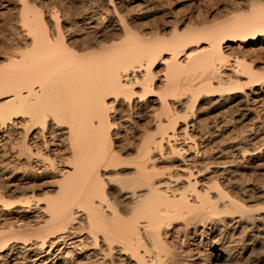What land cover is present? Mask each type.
<instances>
[{"label": "bare ground", "instance_id": "obj_1", "mask_svg": "<svg viewBox=\"0 0 264 264\" xmlns=\"http://www.w3.org/2000/svg\"><path fill=\"white\" fill-rule=\"evenodd\" d=\"M5 4L0 264H264V0Z\"/></svg>", "mask_w": 264, "mask_h": 264}, {"label": "rangeland", "instance_id": "obj_2", "mask_svg": "<svg viewBox=\"0 0 264 264\" xmlns=\"http://www.w3.org/2000/svg\"><path fill=\"white\" fill-rule=\"evenodd\" d=\"M128 1H131V2H133V3H136V5H137V0H128ZM171 2H172V4L174 3V6H175V9L177 10V9H179V10H177V12L179 11L181 14H185V15H187L188 14V12H190V8L188 7L189 6V2H190V0H182L180 3H176L175 2V0L173 1V0H171ZM139 4V3H138ZM129 5H132V6H129V7H127V11L128 12H131V7H135L136 5L135 4H129ZM5 6V7H4ZM2 7V8H1ZM9 7V8H8ZM133 7V8H134ZM139 7H142L141 5L140 6H138V8ZM137 7H135L134 9H136ZM7 9H10V10H7ZM15 8L13 7V6H11V5H0V19H3V18H5V16H6V18H13L15 15V13H16V11L14 10ZM123 9V8H122ZM124 10H126V6L124 7ZM124 10H122L123 12H125V13H127V14H129L127 11H124ZM13 11V12H12ZM8 12V13H7ZM6 14V15H5ZM127 14H123L125 17L127 16ZM8 15V16H7ZM10 16V17H9ZM3 17V18H2ZM150 18V19H149ZM148 19L147 18H143L142 19V24L143 25H146L147 24V22L146 21H148V24H152L154 21V19L152 18V17H149ZM151 18L153 19V20H151ZM167 18V19H166ZM170 18V19H169ZM173 19V17L172 16H169V17H165V20L167 21V23L168 24H170V22H171V20ZM144 20V21H143ZM169 20V21H168ZM151 23H150V22ZM140 23V24H141ZM1 24V23H0ZM1 26V25H0ZM0 44H2L1 42H2V34L4 33L3 31V28H2V26L0 27ZM3 30V31H2ZM1 32H3V33H1ZM1 47V46H0ZM214 113H217V112H214ZM214 113H212V115L210 114L209 116H211V117H214L215 115H217V114H215L214 115ZM208 116V115H207ZM258 158V159H257ZM256 162H257V165H264V157L261 155V156H259V157H256ZM15 190V191H14ZM13 191L14 192H12V193H6L5 194V198H6V200L7 201H9L10 203L11 202H18V200H23L24 198H25V196H23V194L21 193V189H13ZM37 192V191H36ZM39 193V191L37 192V194ZM40 193H41V191H40ZM21 198V199H20ZM23 262H27L26 260H24Z\"/></svg>", "mask_w": 264, "mask_h": 264}]
</instances>
